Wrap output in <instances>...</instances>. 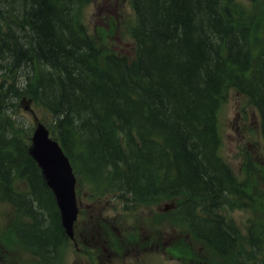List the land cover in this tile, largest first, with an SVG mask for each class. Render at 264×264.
I'll return each mask as SVG.
<instances>
[{"label":"trees","instance_id":"1","mask_svg":"<svg viewBox=\"0 0 264 264\" xmlns=\"http://www.w3.org/2000/svg\"><path fill=\"white\" fill-rule=\"evenodd\" d=\"M17 1L0 0V204L36 221L24 231L36 254L45 256L63 234L27 154L28 132L14 117L22 96L50 113L51 131L82 177L125 187L143 202L187 192L212 201L206 209L216 214L228 181L217 159V112L228 87L250 95L264 118V1L133 0L139 25L132 62L114 54L100 59L105 34H86L77 19L88 0ZM250 62L254 80L245 77ZM190 203L180 204L174 219H186L225 255L235 253L238 234L222 217H199ZM246 253L232 255L244 264Z\"/></svg>","mask_w":264,"mask_h":264},{"label":"rangeland","instance_id":"2","mask_svg":"<svg viewBox=\"0 0 264 264\" xmlns=\"http://www.w3.org/2000/svg\"><path fill=\"white\" fill-rule=\"evenodd\" d=\"M118 2V0H116ZM115 0H94L90 6L84 10L83 20L85 25H88L93 29V25L105 26L107 22H117V33H113L110 38V45L112 48L120 51H130L128 42L132 43L129 36L126 35L127 29L124 22V17L130 14V10L127 5V0L123 2V10ZM113 8L117 9L118 12L116 19L114 15L108 14L106 9ZM119 12H121L120 15ZM114 20V21H113ZM130 56V54H129ZM37 114L41 119L46 118L47 114L41 109H36ZM18 121H20L25 127L28 125L32 126L33 117L30 112L24 111L23 109H17ZM218 121L220 128V154L224 161L230 164L233 172L240 178L241 173V159L244 154V145H249L252 148L248 151L251 155H247L246 159L251 160V157L258 155L262 157L259 161L263 162L264 156L261 149L257 146V142L260 141L259 136V120L254 115V108H252L247 99L240 95L236 90H230L224 99V102L218 112ZM257 163V162H256ZM254 163V164H256ZM252 166H250L251 168ZM252 183V192L254 195L259 197V200L263 205H254L253 209L250 210L245 208H232L230 202L226 201L224 208L220 209L224 217L229 221L236 223L238 227L244 228V222L248 218H264V173H257L256 170H250V175L247 176V183ZM98 192L95 197L83 198V209L87 205H91L93 210L91 214L94 216L98 215L100 211L102 214L101 220L105 222V226L98 228L94 226V241L96 246L91 245L87 247V243L83 241L78 242L80 248H88L91 251L87 254V262L79 261L76 258L79 250H77L72 243H67L63 246L60 254V264H91L97 256L101 254V247L107 248L111 254V262L114 264H182L180 260L174 257L173 252L176 251L177 247L181 246L183 236L185 235V228L182 225H176L167 216L168 212L172 209H166L170 201L161 200L158 204L150 205H139L140 208L135 213L139 216L135 222V227L128 222H122L115 217L114 214H120L122 210L121 202L114 198L115 194H109L106 192L98 191L94 188L82 184L79 186V193L81 196L84 193L90 194ZM166 209V210H165ZM86 210V209H85ZM9 212V208H5L1 211L0 215V245L2 243L1 237L7 228L8 217L6 213ZM126 216V215H124ZM105 218V221L102 218ZM86 219L87 214H86ZM109 219V220H108ZM92 221H94L92 219ZM260 222H264L261 219ZM120 224H125L128 228L133 231L138 229L143 236H147L150 240L156 241L154 246L149 247L146 238H142L140 243V249L134 247V243L128 244L127 242L121 241V232H123ZM109 229L117 231L120 237L119 242L116 243L115 239L107 232ZM136 231V230H135ZM178 249V251H179ZM133 260V261H132ZM36 260L27 251L24 253L15 254L12 264H35ZM110 261L107 256L98 257L96 264H108Z\"/></svg>","mask_w":264,"mask_h":264},{"label":"water","instance_id":"3","mask_svg":"<svg viewBox=\"0 0 264 264\" xmlns=\"http://www.w3.org/2000/svg\"><path fill=\"white\" fill-rule=\"evenodd\" d=\"M31 141L29 154L37 162L47 185L53 190L61 210L62 226L71 236L76 213L73 196L75 179L71 168L57 143L48 138L47 130L41 124L36 127Z\"/></svg>","mask_w":264,"mask_h":264},{"label":"bare ground","instance_id":"4","mask_svg":"<svg viewBox=\"0 0 264 264\" xmlns=\"http://www.w3.org/2000/svg\"><path fill=\"white\" fill-rule=\"evenodd\" d=\"M1 1H2V0H1ZM3 1H4V0H3ZM22 1H23V0H22ZM22 1H21V2H22ZM41 1H42V0H41ZM5 2H7V1H5ZM5 2H4V3H5ZM14 2H16V1H14ZM18 2L21 3L20 1H17V3H18ZM2 3H3V2H2ZM29 3H30V2H29ZM29 3H27V4H29ZM34 3H35V2H34ZM42 3H43V2H42ZM44 3H45V2H44ZM67 3H68V2H67ZM6 4H8V3H6ZM6 4H5V5H6ZM11 4L13 5V3H11ZM23 4H24V3H23ZM14 5L16 6V3H15ZM68 5H69V4H68ZM72 5H73V4H72ZM7 6H8V5H7ZM7 6H6V7H7ZM9 6H10V5H9ZM21 6H22V5H21ZM25 6H26V5H25ZM34 6H36V5H34ZM37 6H38V5H37ZM1 7H2V5H1ZM1 7H0V8H1ZM17 7H18V4H17ZM30 7H31V6H30ZM9 8H10V7H9ZM9 8H8V9H9ZM21 8H22V7H21ZM21 8H20V9H21ZM35 8H36V7H35ZM35 8H34V11H36ZM37 8H38V7H37ZM12 9H13V8H12ZM18 9H19V8H18ZM38 9H39V8H38ZM43 9H45V8H43ZM30 10H31V8H30ZM2 11H3V10H2ZM21 11H22V10H21ZM25 11H26V10H25ZM62 11H63V10H62ZM210 11H211V10H210ZM14 12H15V10H14ZM18 12H19V11H18ZM35 13H36V12H35ZM35 13H34V14H35ZM20 14H21V13H20ZM20 14L18 15L19 17H20ZM5 15H6V12H5ZM10 15H11V14H10ZM32 15H33V14H32ZM36 15H37V14H36ZM64 15H65V14H64ZM6 16H7V15H6ZM8 17H9V16H8ZM8 17H7V18H8ZM10 17H11V16H10ZM28 17H29V16H28ZM35 17H36V16H35ZM1 19H2V18H1ZM35 19H36V18H35ZM8 20H9V19H8ZM36 20H37V19H36ZM1 21H2V20H1ZM3 21H4V20H3ZM12 22H13V21H12ZM12 22H11V23H12ZM4 23H5V21H4ZM4 23H3V24H4ZM14 23H15V22H14ZM224 23H225V22H224ZM22 24H23V23H22ZM176 24H177V23H176ZM16 25H17V24H16ZM12 26H13V25H12ZM162 26H163V25H162ZM5 27H6V26H5ZM15 27L17 28V26H14V28H15ZM196 27H197V26H196ZM16 28H15V29H16ZM20 28H21V27H20ZM27 28H28V26H27ZM28 29H29V28H28ZM183 29H184V28H183ZM16 30H17V29H16ZM21 30H22V29H21ZM21 30H20V31H21ZM171 30H172V29H171ZM25 31H26V30H25ZM160 31H161V30H160ZM213 31H214V30H213ZM28 32H29V31H28ZM15 33H16V32H15ZM69 33H70V32H69ZM205 33H206V31H205ZM20 34H21V33H20ZM72 34H73V33H72ZM182 34H183V33H182ZM157 35H158V34H157ZM210 35H211V34H210ZM201 36H202V35H201ZM206 36H207V35H206ZM148 37H149V36H148ZM157 37H158V36H157ZM176 37H177V36H176ZM25 38H26V37H25ZM38 38H39V37H38ZM199 38H200V37H199ZM203 38H204V37H203ZM26 39H27V38H26ZM29 39H31V38H29ZM35 39H36V38H35ZM208 39H209V38H207V40H208ZM210 39H211V38H210ZM228 39H229V37H228ZM197 40H200V39H197ZM205 40H206V39H205ZM205 40H204V41H205ZM214 40H215V39H214ZM33 41H34V40H33ZM218 41H219V40H218ZM35 42H36V40H35ZM215 43H216V42H215ZM219 43H220V42H219ZM35 44H36V43H35ZM44 44H45V43H44ZM72 44H73V43H72ZM211 44H212V43H211ZM29 45H30V44H29ZM33 45H34V44H33ZM33 45H32V46H33ZM215 45H216V44H215ZM26 46H27V45H25V47H26ZM37 46H39V45H37ZM73 46H74V45H73ZM141 46H142V45H141ZM238 46H239V45H238ZM12 47H13V46H12ZM69 47H70V46H69ZM77 47H78V46H77ZM205 47H206V46H205ZM214 47H215V46H214ZM235 47H236V46H235ZM35 48H37V47H35ZM71 48H72V47H71ZM85 48H86V47H85ZM217 49H218V48H217ZM77 50H78V49H77ZM79 50H80V48H79ZM220 50H221V49H220ZM37 51H38V49H37ZM67 51H68V50H67ZM212 51H214V50H212ZM215 52H216V51H215ZM75 53H76V52H75ZM42 54H43V53H42ZM67 54H68V53H67ZM213 54H214V53H213ZM46 55H47V54H46ZM70 55H71V54H70ZM38 56H39V55H38ZM49 57H50V56H49ZM73 57H74V56H73ZM73 57H72V58H73ZM77 57H78V56H77ZM162 57H163V56H162ZM62 58H63V57H62ZM74 59H76V58H74ZM37 60H38V59H37ZM39 60H40V59H39ZM42 60H43V58H42ZM65 60H66V59H65ZM161 60H162V59H161ZM221 60H222V59H221ZM211 61H212V60H211ZM47 62H49V60H48ZM63 63H64V62H63ZM68 63H69V62H68ZM45 64H46V63H45ZM70 64H71V63H70ZM70 64H69V65H70ZM87 65H88V64H87ZM160 65H161V64H160ZM21 66H22V65H21ZM23 66H24V65H23ZM83 66H84V64H83ZM44 67H45V66H44ZM59 68H60V67H59ZM62 68H63V67H62ZM76 68H77V67H76ZM0 69H1V68H0ZM72 69H73V68H72ZM45 70H46V69H45ZM78 70H79V69H78ZM85 70H86V69H85ZM51 71H52V67H51ZM75 71H76V70H75ZM80 71H81V70H80ZM153 72H154V71H153ZM53 74H54V73H53ZM63 74H64V73H63ZM75 74H77V73H75ZM83 74H84V73H83ZM149 74H150V73H149ZM45 75H46V74H45ZM54 75H55V74H54ZM150 75H151V74H150ZM104 76H105V75H104ZM154 76H155V75H154ZM159 76H160V75H159ZM81 77H82V75H81ZM158 78H159V77H158ZM46 79H47V78H46ZM55 79H56V78H55ZM156 79H157V78H156ZM59 80H60V79H59ZM155 81H156V80H155ZM48 82H49V81H48ZM128 82H129V81H128ZM153 82H154V80H153ZM46 83H47V82H46ZM67 83H68V82H67ZM72 83H73V82H72ZM157 83H158V82H157ZM109 84H111V82H110ZM161 85H162V84H161ZM66 86H67V85H66ZM115 86H116V85H115ZM50 87H51V86H50ZM55 87H57V86H55ZM87 87H88V86H87ZM61 88H62V87H61ZM27 89H28V88H27ZM51 89H52V88H51ZM123 89H124V88H123ZM125 89H126V88H125ZM49 90H50V89H49ZM138 90H139V89H138ZM140 90H141V89H140ZM140 90H139V91H140ZM54 92H55V91H54ZM119 92H120V91H119ZM142 93H143V92H142ZM11 95H12V94H11ZM50 95H52V94H50ZM133 95H134V94H133ZM145 95H146V94H145ZM48 96H49V94H48ZM135 97H136V95H135ZM147 97H148V96H147ZM149 97H150V96H149ZM47 98H48V97H47ZM50 98H51V97H50ZM118 98H119V96H118ZM120 98H121V97H120ZM125 98H126V96H125ZM136 99H138V97H137ZM149 99H150V98H149ZM151 99H152V98H151ZM151 99H150V100H151ZM154 99H155V98H154ZM156 99H157V98H156ZM156 99H155V100H156ZM121 100H122V99H121ZM138 100H141V99H138ZM158 101H159V100H158ZM158 101H157V102H158ZM142 103H143V102H142ZM148 103H149V102H148ZM71 104H72V103H71ZM217 104H218V103H217ZM64 105H65V104H64ZM151 105H152V104H151ZM59 108H60V106H59ZM102 110H103V109H102ZM117 110H118V109H117ZM152 110H154V109H152ZM78 114H79V113H78ZM90 114H91V112H90ZM76 115H77V114H76ZM80 115H81V114H80ZM103 115H104V114H103ZM79 117H80V116H79ZM86 118H87V117H86ZM78 119H79V118H78ZM83 119H84V118H83ZM83 119H82V120H83ZM76 121H78V120H76ZM79 122H80V120H79ZM75 127H76V126H75ZM80 130H81V129H80ZM7 160H8V159H7Z\"/></svg>","mask_w":264,"mask_h":264},{"label":"flooded vegetation","instance_id":"5","mask_svg":"<svg viewBox=\"0 0 264 264\" xmlns=\"http://www.w3.org/2000/svg\"><path fill=\"white\" fill-rule=\"evenodd\" d=\"M75 246H77V243L75 244ZM107 258H109V261H111V260H112V258H111V256H110V255H107ZM93 264H95V263H93Z\"/></svg>","mask_w":264,"mask_h":264}]
</instances>
